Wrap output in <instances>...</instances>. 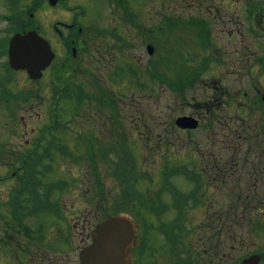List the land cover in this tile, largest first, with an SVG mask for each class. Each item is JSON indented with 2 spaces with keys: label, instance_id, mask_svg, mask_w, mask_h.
<instances>
[{
  "label": "flooded vegetation",
  "instance_id": "1",
  "mask_svg": "<svg viewBox=\"0 0 264 264\" xmlns=\"http://www.w3.org/2000/svg\"><path fill=\"white\" fill-rule=\"evenodd\" d=\"M3 1L12 12L4 16L12 27L10 35L0 38L5 45L0 49V59L7 57L8 41L14 34L35 31L42 36L53 54L42 73V77H50L53 111L47 131L32 132L28 137L26 132H13L16 140L0 142V155L14 157L10 171L0 179V230L4 232L0 234V264H79L80 253L91 242L98 223L96 209L111 202L102 188L101 178L107 171L115 192L113 201L123 199L128 206L145 204L142 213L157 221L162 243V261L158 264H264V91L252 84L263 109L260 115L248 118L229 114V88L219 83L206 86L204 100L196 104L187 100L185 91L196 86L212 70L213 63L222 65L226 60L207 19L161 18L152 23L153 27L148 16L137 19V8L129 0ZM180 23L184 28H195L200 50H211L198 63H193L192 51L184 49ZM167 27L179 31L168 57L160 35V30ZM156 30L158 37L152 36ZM260 39L255 37L253 41ZM242 45L238 50L245 47ZM236 55L238 66H244L241 54ZM263 55L258 53L255 63L258 60L261 64ZM171 56L177 71L170 81L177 92L175 103L192 109L170 123L177 139L173 145H180L181 134L191 136L199 129L211 132L207 133L206 148L196 146L194 156L198 158L187 164L163 165L154 177L145 169L146 159L133 154V144L139 141L148 146L153 140L161 144V139L170 135L165 130L163 99L167 88L165 65L167 60L173 61ZM5 61L2 68L7 75ZM183 74L189 77L182 78ZM3 76L0 74V78ZM20 91L13 92L0 81V108L6 107V95L10 119L12 115L16 120L14 107L21 105ZM239 103L237 112L243 108ZM179 117L193 118L196 128L177 126ZM214 124L216 131L212 130ZM13 145L16 147H10ZM6 146L10 148L4 149ZM22 150L36 159V164L26 166L32 170L29 180L21 179ZM53 155L71 161L88 180L73 179L68 170L59 173L57 165L51 176L45 174L56 161ZM77 158L80 161H74ZM171 172L173 175H169ZM172 178L181 181L174 185ZM156 180L159 187L151 189ZM214 192L224 193L223 206L217 211L213 209ZM87 204L95 212L85 215ZM205 206L207 210L198 215L197 210ZM42 211L47 214L46 222L40 217ZM29 220L30 225L26 223ZM247 221L249 244L245 243L247 233L239 228ZM142 231L144 237L134 246L135 251L131 250V264H145L139 257L152 247V223L147 221Z\"/></svg>",
  "mask_w": 264,
  "mask_h": 264
},
{
  "label": "rangeland",
  "instance_id": "2",
  "mask_svg": "<svg viewBox=\"0 0 264 264\" xmlns=\"http://www.w3.org/2000/svg\"><path fill=\"white\" fill-rule=\"evenodd\" d=\"M133 7L137 8L135 14L138 15L137 19H142L143 17L147 19V16L150 20L149 24L155 23L158 19H178L182 20H193L194 18L203 20L205 22L206 19L208 21V27L211 29V33L214 41L216 42L219 48H222L221 51L224 52L226 60H224L222 66L221 63L215 62L212 64L210 70L206 75L202 76L200 81L193 88H189L186 92L187 100L194 102L195 104L198 101H202L206 98L205 89L206 86L216 85L219 83L220 85H225L229 88L230 93V106H229V114L235 116V114H242L244 117L248 118L249 116H258L262 112V107L258 101V93H255L253 90V85L255 84L258 88H262L264 91V59L261 64L258 62L255 63V59L258 57V53H264V0H129ZM146 4V6L144 5ZM12 12H10L4 1L0 0V38L7 37L9 31L12 27L11 23L4 18L11 16ZM95 16L94 13H91ZM153 21V22H152ZM252 21V22H251ZM181 29L180 35L182 36V44H185L184 49L187 52H190V57L193 58V63H198L199 59L203 57V54H210L211 50L203 51L198 48L195 35V28H184L183 24L180 23ZM153 27L155 26L152 24ZM157 29V28H156ZM158 30L153 31L152 36L158 37L160 33H157ZM161 36L165 42L166 55L173 52L171 50V46L175 40V37L179 33V31H174V28L167 27L165 30H160ZM159 32V31H158ZM255 37H260L259 42L253 41ZM245 45L244 48L238 50L239 46ZM183 46V45H182ZM173 49V48H172ZM215 52V51H212ZM239 52L240 58L243 59L244 66L240 67L237 63V55ZM217 56V54H213ZM172 60H173V56ZM264 58V55L262 56ZM6 60L5 57L0 59V74L6 75L3 70L2 63ZM226 69V70H225ZM239 74L234 73V71H238ZM165 71L167 76V83H169L173 78H176V67H175V59L171 62V60H167L165 65ZM9 74L14 77V79H8L9 83L7 87L14 90H21V101L22 104L14 107V111L16 114V120L13 119L12 115L9 118L8 109L5 107L0 108V142L6 143L12 142L16 140L12 137L13 132L21 131L22 133L26 132V137H28L32 132H38L43 127H46L47 123H49L48 117L51 116L53 109L51 108L50 101V89H49V75L45 74L44 77L39 81H31L27 75L17 72H10ZM187 74H183L182 78L189 77ZM217 81V82H216ZM188 83V82H187ZM253 84V85H252ZM16 87V88H15ZM239 91L238 95H234L235 91ZM244 92L248 93L244 96ZM177 92H173L170 89L166 88L165 96L163 99V103L165 106V119L166 125L165 130H168L169 136L164 139H161V144H156L157 141L153 140L151 144L148 146H142L139 141L133 144V154L138 158L146 159V171L153 174L154 177L158 176L161 169H163V165L168 166H176L178 164H187L192 161V159L198 158L194 153L196 152L197 145L206 148L207 145V133L211 132V130L207 129L204 131L202 129L194 130L191 136L186 134H181L179 143L180 145L174 146L176 138H174V129H172L169 125L173 123V120L180 113L189 114L192 112V109L187 104H183L179 106L175 103ZM13 95H11L12 97ZM240 102V103H239ZM257 102V103H256ZM243 105V108L237 112L236 106ZM19 118L21 121H19ZM206 123V121H205ZM236 125V124H235ZM234 125V127H235ZM238 125H236L237 127ZM217 125L214 124L213 131H216ZM173 132V133H172ZM202 133V134H201ZM172 135V136H171ZM31 136V135H30ZM191 137V139H189ZM169 143V144H168ZM16 147V146H10ZM6 146L4 149L10 148ZM3 147L0 145V154L2 153ZM26 150H22V154L25 153ZM82 153L83 151L79 149ZM21 154V155H22ZM56 158V161L52 165V168L49 169V173L45 174H53L55 170L53 167H58V172L68 170L69 176L73 179H79L82 177L84 173L80 168H77L72 165L71 161L68 159H64L58 157L57 155H53ZM14 157L11 156H1L0 155V176L5 175L10 171L9 165L12 166L13 163L11 161ZM74 161H80L79 158ZM5 163V164H4ZM11 163V164H9ZM145 163V162H144ZM143 164V162H141ZM5 166V168H4ZM41 174V178H42ZM49 176V178H50ZM84 181H87V177H82ZM93 179V177H92ZM102 188L106 199H110V203H102L99 205L97 213L99 214L100 221L105 216L113 214L118 211L119 207H122L124 212L129 211L135 212L139 211L142 216H144V220L146 222H151L155 231L149 235H151V248L149 247V251L143 257H139V259H143L145 264H158L162 261L160 252V244L162 247L161 239L158 236L157 230V221L152 220L151 217L146 216L141 211L142 209H146V205L140 204H132L130 206L122 203V201L114 202L115 200V192H113L112 188V179L110 178L109 171L101 178ZM159 180V179H158ZM157 181V180H156ZM180 179H171V183L177 185L180 183ZM155 187L151 189H157L158 181ZM181 185L186 187V183L182 181ZM183 190V189H182ZM186 190V189H184ZM0 191H3L2 185H0ZM8 191V189H5ZM1 193V192H0ZM224 193H215L214 192V204L213 209L217 211L220 207L223 206ZM117 197V196H116ZM0 194V201H2ZM5 198V196H4ZM113 201V202H112ZM115 205L116 203H119ZM83 206V205H80ZM86 206L85 215L89 213L95 212L90 205ZM152 208V207H151ZM151 210V209H150ZM207 206L202 209L197 210V214L200 212L206 211ZM1 211V207H0ZM153 211V210H151ZM221 211V210H220ZM30 212V211H29ZM139 215V217L141 216ZM165 219L169 218V215H165ZM201 216V215H200ZM42 219L44 218V222H46L47 214L42 211V215L40 216ZM138 218V217H137ZM142 218V217H141ZM201 221V220H200ZM42 223V221L40 220ZM43 222V223H44ZM253 222V221H251ZM27 224H31L32 220L26 221ZM248 221L240 224V231H243L247 235L245 236L247 241L245 243L249 244L251 241L250 230L248 229ZM138 224V232H137V243L144 237L141 235L143 233L141 228V222L139 219L137 220ZM156 225V227L154 226ZM198 226V225H197ZM159 228V227H158ZM0 234H4L3 231L0 230ZM0 235V236H1ZM149 237V236H148ZM58 244L62 245L63 242L59 241ZM152 250V251H151ZM228 250V249H227ZM225 250V251H227ZM135 251V248L133 249Z\"/></svg>",
  "mask_w": 264,
  "mask_h": 264
},
{
  "label": "water",
  "instance_id": "3",
  "mask_svg": "<svg viewBox=\"0 0 264 264\" xmlns=\"http://www.w3.org/2000/svg\"><path fill=\"white\" fill-rule=\"evenodd\" d=\"M8 63L24 70L31 79H39L53 54L48 42L35 31L13 35L8 43ZM182 128H195L191 118H179ZM136 224L123 214L107 217L92 233V242L80 254V264H130L129 251L135 243Z\"/></svg>",
  "mask_w": 264,
  "mask_h": 264
},
{
  "label": "trees",
  "instance_id": "4",
  "mask_svg": "<svg viewBox=\"0 0 264 264\" xmlns=\"http://www.w3.org/2000/svg\"><path fill=\"white\" fill-rule=\"evenodd\" d=\"M4 42L0 40V49L1 47L4 45L3 44ZM5 46V45H4ZM3 52V51H2ZM5 92V90H4ZM5 100H6V103H8V99L7 97L5 96ZM23 102V101H22ZM33 162V159H32V156L29 155V154H26L23 156V163H27V164H31Z\"/></svg>",
  "mask_w": 264,
  "mask_h": 264
}]
</instances>
